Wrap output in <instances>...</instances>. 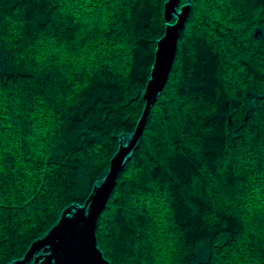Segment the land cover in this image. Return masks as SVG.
I'll return each instance as SVG.
<instances>
[{
  "label": "trees",
  "instance_id": "16d2710c",
  "mask_svg": "<svg viewBox=\"0 0 264 264\" xmlns=\"http://www.w3.org/2000/svg\"><path fill=\"white\" fill-rule=\"evenodd\" d=\"M165 2L0 0V264L135 130ZM97 239L111 264H264V0H192Z\"/></svg>",
  "mask_w": 264,
  "mask_h": 264
},
{
  "label": "water",
  "instance_id": "95a60500",
  "mask_svg": "<svg viewBox=\"0 0 264 264\" xmlns=\"http://www.w3.org/2000/svg\"><path fill=\"white\" fill-rule=\"evenodd\" d=\"M192 0H166L164 5V35L158 39L150 78L142 93L143 113L132 133L119 135V146L110 159L103 178L96 181L83 203L66 206L58 221L32 242L26 253L7 264H111L97 239V223L115 188L120 172L132 158L143 136L152 107L169 79L181 31L187 22ZM127 140L125 141V138Z\"/></svg>",
  "mask_w": 264,
  "mask_h": 264
},
{
  "label": "rangeland",
  "instance_id": "374dc122",
  "mask_svg": "<svg viewBox=\"0 0 264 264\" xmlns=\"http://www.w3.org/2000/svg\"><path fill=\"white\" fill-rule=\"evenodd\" d=\"M187 1H189V0H187ZM126 140H127V137L125 138V141ZM206 250H207V248H206L205 244L200 245V248L198 249L199 257L203 258L205 256Z\"/></svg>",
  "mask_w": 264,
  "mask_h": 264
}]
</instances>
